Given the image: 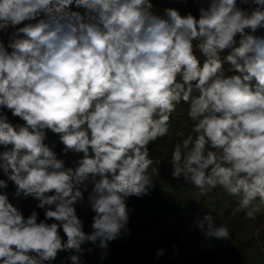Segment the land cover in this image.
I'll list each match as a JSON object with an SVG mask.
<instances>
[{
  "label": "clouds",
  "instance_id": "clouds-1",
  "mask_svg": "<svg viewBox=\"0 0 264 264\" xmlns=\"http://www.w3.org/2000/svg\"><path fill=\"white\" fill-rule=\"evenodd\" d=\"M198 3L197 16L161 15L152 0H0L9 37L0 38V190L11 182L44 212L26 217L0 191V264H45L86 242L107 249L126 229L127 198L152 187L160 161L149 145L170 135L181 103L193 123L175 133L172 178L198 189L197 202L219 188L255 219L253 203L264 204V0ZM49 132L79 157L74 166L46 142ZM89 186L86 233L76 205ZM195 224L206 237L230 236L211 213Z\"/></svg>",
  "mask_w": 264,
  "mask_h": 264
},
{
  "label": "trees",
  "instance_id": "trees-1",
  "mask_svg": "<svg viewBox=\"0 0 264 264\" xmlns=\"http://www.w3.org/2000/svg\"><path fill=\"white\" fill-rule=\"evenodd\" d=\"M160 0H152L154 5H157ZM174 5L186 13L191 12L193 15L199 14L198 7H195L191 0H173ZM253 7H255L253 5ZM70 10L79 11L84 14L85 9L76 8L73 4L70 6ZM251 11V10H250ZM13 29H9V33ZM258 35H264V29L260 30ZM5 43H7L8 35L0 34ZM199 56V52L196 53ZM201 59H203L201 57ZM229 66L226 64L225 69ZM188 105L181 103L177 106L176 111L172 114L170 121V135L162 138L149 145L150 154L152 158L160 161L157 165L159 172L154 177V183L149 189L148 194L141 197L131 196L127 198V205L129 209V220L126 225V229L122 231L121 235L114 241L109 242L105 256L108 259L107 264H136V255L140 252V246L142 242L138 241L137 233L146 231L151 223L161 222L173 214V209L168 201L167 194L163 191L162 185L168 186L172 192H176L181 188H193L192 185L186 184L182 179L175 180L171 176V165L170 157L173 144L177 141L178 137L175 135L176 132L182 131L187 135L192 126V121L188 119L187 115ZM8 116L9 122L13 124H22L18 117L12 116L11 112L4 110ZM50 145H54L53 150L57 153L58 158L65 160L66 166H74V162L78 160V156L74 153H68L64 155L62 152L63 145L59 143L58 137L51 132L48 133V140L46 141ZM14 195L9 196L10 202L19 208L23 214L27 217L33 210L39 213V219L44 218V212L42 209L37 207L38 201L32 197H25L23 195L17 197L15 195V186L12 184ZM91 190L89 186L88 191L84 192L83 203L76 205L77 215L84 222V231L90 233L92 231V222L94 213L88 206L87 198ZM253 207L258 208L255 219H249L245 216V211H238V203L236 201H230L228 208L222 212H211L201 210L196 212L193 216V227L200 231L195 224L197 218H203L205 214L211 213L215 216L217 224L225 225L228 227L230 236L227 239H216L214 237H206L202 233L197 238L196 244L193 245L192 254L184 256L182 259L177 258V253L182 251L185 246L182 235L174 227H170L164 230L160 239L166 243L168 249V255L170 257L166 264H212L213 261L220 257V253L217 250V246L224 251V255L234 257L236 259L241 258V253L244 247H239L238 252L230 253L229 242H233L237 237L243 233L248 223L255 222L262 227L264 231V204L259 200L253 203ZM52 222V221H49ZM62 241L66 242L67 237L63 234L61 229ZM89 249H99L97 244L86 242L84 244ZM180 246V248L178 247ZM71 250L60 251V254H70ZM57 255V256H58ZM223 255V256H224ZM228 257V258H229Z\"/></svg>",
  "mask_w": 264,
  "mask_h": 264
},
{
  "label": "rangeland",
  "instance_id": "rangeland-1",
  "mask_svg": "<svg viewBox=\"0 0 264 264\" xmlns=\"http://www.w3.org/2000/svg\"><path fill=\"white\" fill-rule=\"evenodd\" d=\"M158 8H175L180 13L187 14L180 10L178 6L174 5L173 0H160ZM155 5V6H158ZM253 7V6H252ZM251 8H249V11ZM0 179H6L1 176ZM12 183L9 182L7 189L0 191H6L9 196L14 195L12 189ZM163 191L168 196V201L172 206L173 214L161 222L151 223L146 231L138 232V241L142 242L140 246V252L136 255V264H166L170 259L168 255V249L165 242L160 239L161 233L174 227L183 237L185 246L181 252L177 253V258L182 259L188 254H192L193 245L196 244L197 238L201 236L202 232L193 227V216L196 212L201 210L211 212H222L228 208L230 201H236L238 198L229 196L223 190L217 188L210 192L207 196L200 197V201L197 202L194 198L198 193L196 188H181L176 192H172L171 189L162 185ZM205 236V235H204ZM230 253L238 252V248L244 247L241 258L236 259L224 255V251L220 247H216L220 253V257L215 259L212 264H264V231L262 227L255 222L248 223L246 229L241 233L237 239L233 242H229ZM82 253H76L74 250L70 251L71 255H80L83 264H107L108 259L105 256L107 249H94L88 251V247L84 244L81 246ZM180 248V246H178ZM158 250H163L164 255L157 257ZM224 255V256H223ZM229 257V258H228Z\"/></svg>",
  "mask_w": 264,
  "mask_h": 264
},
{
  "label": "built area",
  "instance_id": "built-area-1",
  "mask_svg": "<svg viewBox=\"0 0 264 264\" xmlns=\"http://www.w3.org/2000/svg\"><path fill=\"white\" fill-rule=\"evenodd\" d=\"M192 4L195 6V7H198L199 8V3H198V0H191ZM3 147L0 146V151H3ZM3 176V173H2V170H0V177ZM71 254H60L56 257L55 260L51 261V262H45V264H71V261L69 259H67L68 257H70ZM81 264L82 261H81Z\"/></svg>",
  "mask_w": 264,
  "mask_h": 264
},
{
  "label": "crops",
  "instance_id": "crops-1",
  "mask_svg": "<svg viewBox=\"0 0 264 264\" xmlns=\"http://www.w3.org/2000/svg\"><path fill=\"white\" fill-rule=\"evenodd\" d=\"M159 4V3H158ZM157 4V5H158ZM158 7H160V5H158V6H155V8H154V11H156V12H158L159 14H161V15H163V13H164V9L162 8H158Z\"/></svg>",
  "mask_w": 264,
  "mask_h": 264
}]
</instances>
